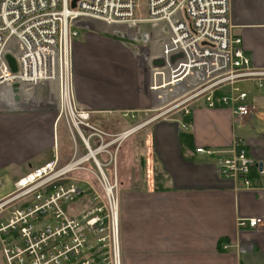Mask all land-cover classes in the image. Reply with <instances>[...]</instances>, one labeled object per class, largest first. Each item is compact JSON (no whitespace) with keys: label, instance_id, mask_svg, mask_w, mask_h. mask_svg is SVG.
<instances>
[{"label":"built area","instance_id":"built-area-1","mask_svg":"<svg viewBox=\"0 0 264 264\" xmlns=\"http://www.w3.org/2000/svg\"><path fill=\"white\" fill-rule=\"evenodd\" d=\"M145 7L146 17L137 19L136 0H0V90L5 93L0 97L1 111H23L22 103L30 108L33 92L54 83L59 118H64L74 145L68 163L60 164L55 157L12 182L11 191L0 197L3 264H121L116 153L111 148L119 147L113 140L130 136L149 122L129 128L119 138L90 123V112L79 107L74 93L72 45L79 36L77 21L167 27L157 56L149 59L147 90L159 110L174 104L166 112L182 106L180 115L187 117L201 102L206 109L229 111L236 123L256 111L251 95L264 96V68L253 67L240 37L232 33L228 0H146ZM6 55L13 58L15 73ZM43 109L36 105L30 110ZM187 129L183 124L182 130ZM75 135L86 154H78ZM195 152L208 158L223 156L216 175L237 189H264V167L248 155L242 139L226 150ZM4 186L0 179V190ZM81 199L87 208L74 218L65 207ZM260 225L262 219L236 221L238 229ZM244 249L239 247L238 252L245 254Z\"/></svg>","mask_w":264,"mask_h":264},{"label":"crops","instance_id":"crops-1","mask_svg":"<svg viewBox=\"0 0 264 264\" xmlns=\"http://www.w3.org/2000/svg\"><path fill=\"white\" fill-rule=\"evenodd\" d=\"M228 1L232 33L240 37L253 67L264 68V0ZM75 24V99L90 112V123L120 134L133 123L145 122V112L154 109L148 106V75L136 51L110 36L129 25L107 27L90 19ZM152 26L157 31L165 27ZM251 99L256 111L241 123L234 122L229 111L206 109L199 102L187 117L150 120L140 136L119 146L121 264H264V189H237L216 175L223 156L208 158L195 152L226 150L242 139L248 155L264 167V96L252 93ZM21 107L23 111L0 112L4 182L7 177L14 182L55 157L60 164L68 161L58 154V114L47 108L32 111L23 103ZM135 148L145 168L133 167L134 171L129 163ZM237 219H262V225L238 229ZM238 246L246 253L240 254Z\"/></svg>","mask_w":264,"mask_h":264},{"label":"rangeland","instance_id":"rangeland-1","mask_svg":"<svg viewBox=\"0 0 264 264\" xmlns=\"http://www.w3.org/2000/svg\"><path fill=\"white\" fill-rule=\"evenodd\" d=\"M145 4H146V0H136L137 8H136V12H135V18L141 19V18L146 17ZM124 27H125L124 30H118V29H116L115 31L111 30L112 32H110V36L113 35L117 39H120V41L125 46H127L129 48H133L136 51V53L138 55L140 66L145 68V73L149 77V59L157 56V53L159 51V43H157V42L161 38H164L167 36V27L165 26L161 29L158 28L159 29L158 31L155 30L154 29L155 26L153 27L151 24L150 25L149 24H146V25L140 24V25H136V27H130V26H124ZM74 28H77L76 24L74 25ZM101 30L105 31L104 29H101ZM246 84H248V83H245L243 85H246ZM243 85H241V86H243ZM4 96H5L4 91L0 90V97H4ZM147 97H148V100L150 103V104H148V106L150 108L154 107V109L145 112L146 113L145 114L146 116L144 118V120H146L145 122L150 123L151 122L150 120H153V118H156L158 116L159 117L154 119V120L173 119L177 115L181 114L180 109L182 108V106H180L179 108L173 109L172 111L166 112V109L171 108L174 104L170 105V106H168L162 110H159V105L157 102L154 101L153 97L150 94H147ZM183 99H186V97ZM180 101H178L176 103H179ZM28 103H29L28 105L30 106V109L35 108L36 105H39V106L43 105L45 109L47 108V111L50 114L57 113L59 116L60 110H59V96H58L57 85L54 83L41 85L38 89L35 90V92H33V95L31 98H29ZM1 105H0V112H2L1 111V109H2ZM164 112H166V113H164ZM160 114H162V115H160ZM60 118H61V121H60L59 126H58L57 131H56V133H57L56 135H58V140L56 141V144L59 146V152H58L59 157L63 158L64 160H68L67 162L65 161L66 163H68L71 160V154H72L70 147H71V145L74 147V145L72 143V139L70 137L69 132L67 134L68 129H67V126L65 124L64 118L63 117H60ZM51 119H52V117H51ZM148 124H146V125H148ZM138 125L139 124L134 125V123H133L132 127H136ZM146 125L138 128L130 136H127L123 139L121 138L120 140H117V141L113 140L114 144L118 143V145L120 146L122 143H125L128 140H130L133 136L137 137V135H139L141 133L142 128L145 127ZM96 126L98 127V129L105 132L106 134L114 135L115 138H119L120 135L123 134V132L120 134H112V133L110 134L105 129H102V126H100V125H96ZM132 127H130V128H132ZM66 129H67V131H66ZM65 132H66V135H65ZM75 140L77 141V143H80V141L76 135H75ZM134 146H136V145H134ZM77 149H78V154H80V155L86 154V151L84 150L81 143L77 146ZM111 151L116 153L115 170H116V176L118 177V172H117V158H118V156L117 155H119V147H118V149H115V147H112ZM140 154L141 153L139 152L138 148H135V152L133 153V156H132L133 161H131V159H130V163H129L130 167L142 168V169L145 168V165L143 166L141 164V158H139ZM118 161H119V158H118ZM108 169L111 173H113L114 166L111 165V166H109ZM133 170H134V168H133ZM0 176H2V174H0ZM11 183H12V180L9 179V177H7L6 181H5V186L3 188H1V190H0V197L5 196L6 193L11 191V187H12ZM86 208H87L86 201L84 199H81V200H78L76 203L65 207V211L68 212L70 214V216H72L74 218H79L80 215L83 213V211ZM119 245L121 246L120 238H119ZM120 256H121V248H120ZM0 264H3L2 260H1V256H0Z\"/></svg>","mask_w":264,"mask_h":264},{"label":"water","instance_id":"water-1","mask_svg":"<svg viewBox=\"0 0 264 264\" xmlns=\"http://www.w3.org/2000/svg\"><path fill=\"white\" fill-rule=\"evenodd\" d=\"M74 3H75V1H73V2L71 3V8H74ZM4 59H5V61L7 62L8 67H9L11 73H15V72H16V65H15V62H14L13 58H12L11 56H9V55H6V56L4 57ZM153 64H154L155 66H161V61H155ZM12 92L15 94V96H14V101H15V102H18V101H19V97H18V95H16V93H17V87H16V85L13 86V90H12ZM258 167H259V168H262V165L259 164Z\"/></svg>","mask_w":264,"mask_h":264}]
</instances>
